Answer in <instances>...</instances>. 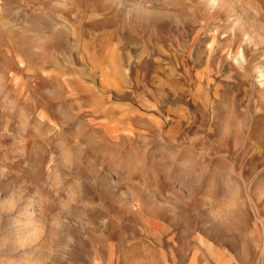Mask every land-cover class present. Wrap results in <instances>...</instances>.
Segmentation results:
<instances>
[{
	"label": "rangeland",
	"instance_id": "rangeland-1",
	"mask_svg": "<svg viewBox=\"0 0 264 264\" xmlns=\"http://www.w3.org/2000/svg\"><path fill=\"white\" fill-rule=\"evenodd\" d=\"M0 264H264V0H0Z\"/></svg>",
	"mask_w": 264,
	"mask_h": 264
},
{
	"label": "bare ground",
	"instance_id": "bare-ground-1",
	"mask_svg": "<svg viewBox=\"0 0 264 264\" xmlns=\"http://www.w3.org/2000/svg\"><path fill=\"white\" fill-rule=\"evenodd\" d=\"M65 83V82H64Z\"/></svg>",
	"mask_w": 264,
	"mask_h": 264
}]
</instances>
